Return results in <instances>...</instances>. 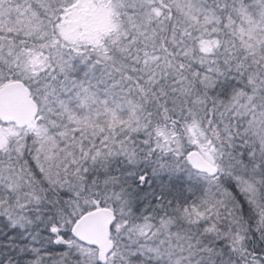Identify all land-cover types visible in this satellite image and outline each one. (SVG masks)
<instances>
[{
    "label": "snow or ice",
    "instance_id": "obj_1",
    "mask_svg": "<svg viewBox=\"0 0 264 264\" xmlns=\"http://www.w3.org/2000/svg\"><path fill=\"white\" fill-rule=\"evenodd\" d=\"M0 264H264V0H0Z\"/></svg>",
    "mask_w": 264,
    "mask_h": 264
}]
</instances>
